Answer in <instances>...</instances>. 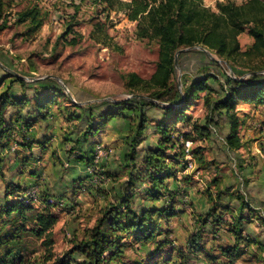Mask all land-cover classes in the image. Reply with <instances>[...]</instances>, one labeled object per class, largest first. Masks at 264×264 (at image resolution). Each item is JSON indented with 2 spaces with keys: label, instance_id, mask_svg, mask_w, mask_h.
Segmentation results:
<instances>
[{
  "label": "rangeland",
  "instance_id": "rangeland-1",
  "mask_svg": "<svg viewBox=\"0 0 264 264\" xmlns=\"http://www.w3.org/2000/svg\"><path fill=\"white\" fill-rule=\"evenodd\" d=\"M8 1L6 13L9 14V25L0 31V79H5L8 73L23 77L29 85L25 94L31 100H34L38 93H46L50 88L57 87L63 88L68 98L62 93L57 95L55 104L47 109L49 118L46 121L41 120L33 129V137L50 142L47 150L43 152L36 146L32 151L23 150L24 147L23 151H19L20 156L29 157L33 154L34 160H39L33 161L27 171H23L17 160V142L21 140L20 137L14 136L12 149L0 153V162L1 158L4 160L0 170V230L14 231L13 227L18 222L12 220L8 226H3L8 219L2 217L1 210L6 201L5 193L11 192L7 188L10 183V188L18 186L22 189L19 196L21 199H34L36 203H40L39 197L45 195L58 202L60 210L56 209L55 212L58 213L59 219L51 231L53 243L48 245V241H45L48 240L47 237L39 239L32 235L28 230L37 226L34 220H29L26 225L29 229L25 230L24 239L19 245L21 256L14 257L16 249L13 245H10V248L8 245H1L0 257L11 249L13 255H10L9 260L12 259V264H49L57 258H66L75 245L76 238H84L87 230L93 228L101 218L104 208L116 202L119 188L128 178L124 165L125 156L130 152L128 142L137 130V114L140 108L134 111L125 109L123 112L127 117L112 118L95 138V143L90 146L81 143V147L77 148L79 151L90 152L93 148L94 164L81 162L72 156L75 142L66 141L64 135L75 140L77 134L71 133L77 121L73 119L68 122L63 112L70 116L72 112H79L74 104H90L93 106V117L98 118L109 110H118V105L123 102L135 100L137 97L128 87V76L134 73L143 79H150L157 69L159 46L156 41L140 36L138 21L130 20L126 11L110 10L100 0ZM227 1L241 4L246 0H203V3L218 12L217 2ZM35 7L41 11L40 18L43 22L33 33L27 34L28 23H18L17 14L26 8ZM68 28H73L76 34L66 36ZM73 38H76L77 44L69 43ZM238 39L243 52L254 42L248 30L241 33ZM208 52L210 51L202 46L182 49L178 55L179 63L173 82L182 91L183 84L190 85L194 78L215 75L218 81H209L215 90L208 95L210 104L213 105L214 101L221 98V91L226 87L228 77L248 80L252 73L239 62L231 66L218 55L210 52V56ZM215 61L217 64H214ZM205 65L210 69L201 70ZM259 74L264 75V70ZM12 93L23 94L18 83ZM139 94L148 96L147 93ZM205 94L206 92H200V98L192 102L187 114L191 116L192 123L206 125L211 122L210 137H196L193 143L186 142V132L193 131V127L184 126L182 123H176V126L172 127V139L175 141L173 145L176 146L171 145L168 154H180L183 143L188 153L186 159L179 161L183 163H177L180 167H177L176 179L170 181L172 186L179 183L180 190L188 192V195L178 198L181 202L179 208L185 209V214L174 217L168 225H164L165 229L171 230L168 240L173 242L174 247L183 245L186 237L190 236L192 217L189 213L193 210L191 207L195 211L201 210L203 199L198 198V194L204 193L207 197L205 190L213 177L218 176L223 182L226 179L228 185H237L241 192L247 194L245 176L242 174L238 178L234 177H237V173H242L239 170L241 160L245 159L246 163L253 159L252 154H258L257 147L264 141V128L260 129L264 122V106L255 107L253 104L241 102L237 106L238 113H253V116L244 122L242 133L249 143L238 155L230 151L225 143L230 130L229 121L211 112V107L203 100ZM152 101L156 106L148 104ZM140 105L149 116L148 127L144 133L145 141L139 146V158H142L145 148L157 146L159 136L155 134L156 124L162 119L163 112L160 107L172 105L152 98H148L147 102L144 100ZM33 106L26 110H32ZM26 110L23 113L27 112ZM210 116L214 121L210 120ZM84 117H89L88 111H84ZM187 144H190L189 148ZM98 146H101V151L96 152ZM260 147L258 149L264 155V149ZM262 147L264 148V145ZM195 148H204L210 167H201L194 160L190 150ZM96 154L99 157L98 164L95 161ZM186 176L191 178L188 187L180 181ZM124 188L125 186H122V189ZM141 188H144L143 185L137 186L138 191ZM164 202L160 200L158 206H162ZM137 205L147 207L150 202L143 200L139 194ZM38 207L42 208L40 204ZM182 247L185 248L184 245ZM153 248L154 246L145 247L129 240L123 259L131 264L136 261L143 262L146 258H153ZM171 249L172 246H165L164 251L168 253ZM49 254L53 257L46 261ZM172 258L179 260L180 256L173 254ZM5 264H8V261ZM190 264L202 263L193 260Z\"/></svg>",
  "mask_w": 264,
  "mask_h": 264
},
{
  "label": "trees",
  "instance_id": "trees-1",
  "mask_svg": "<svg viewBox=\"0 0 264 264\" xmlns=\"http://www.w3.org/2000/svg\"><path fill=\"white\" fill-rule=\"evenodd\" d=\"M7 1L0 0V31L9 25V14L6 13ZM100 1L105 3L108 9L124 10L130 20L138 21L140 36L158 43L159 61L150 79H143L134 73L128 76V87L137 98L131 100L132 102L119 104L118 110H109L100 114L98 118H94L92 105L74 104L73 106L78 108L79 112H72L70 116L63 112L68 122L73 119L77 121L71 133V135L77 134L75 140L64 135L66 141L75 142L72 156L81 162L94 164L93 148L90 152L79 151L77 148L81 147V143L90 146L112 118L127 117L123 112L125 109L134 111L140 108L137 114L139 119L137 130L128 142L130 152L125 156L124 165L128 178L119 188L116 202L104 208L101 218L97 220L93 228L87 230L84 238L81 240L76 238L77 241L67 253L66 258H57L49 264H131L123 259L129 240L145 247L154 246L151 249L153 258H146L143 262L136 261L133 264H188L189 249L193 252L204 251L207 260L211 264H217L218 256L203 248L201 241L204 233L202 230L191 234L189 246L183 248L172 245L173 242L168 240L171 230L164 228V225H168L175 216L181 215L184 211L179 209L181 204L178 200L179 196L188 195L186 191L180 190L179 183L176 188H172L170 182L177 177V167L179 168V165L183 163L179 161L186 159L188 155L184 143L180 154L176 153L173 156L168 154V150L175 142L172 139L174 134L172 127L176 123L193 127V131L186 132L184 140L186 142L193 143L196 137H210L211 122H207L206 125L192 123L191 116L187 114L192 102L200 98V92H206L203 100L211 107V112L229 121L230 130L225 140L228 149L236 151L243 147L240 134L244 121L238 115L237 106L241 102L253 104L255 107L264 106V75L259 74L264 70V0H246L241 4L233 1L217 2L218 12L206 7L203 0ZM17 15L18 23H28L27 34L33 33L42 25L41 11L37 7L26 8ZM246 30L253 37L254 42L247 51L243 52L238 37ZM65 33L66 36L71 33L76 34L73 28H68ZM69 43L74 45L78 42L76 38H73ZM196 46L204 47L231 66L236 62L241 63L249 68L252 76L248 80L228 77L227 85L221 91V98L214 101L213 105L210 104L211 99L208 97L209 92L215 90L209 81H218L213 74L194 78L190 85L183 84L182 91H180L173 82L176 56L182 49ZM214 64H217V61ZM207 69L210 68L205 65L201 70ZM17 83L23 90L22 95L12 93ZM28 88L29 85L20 75L8 73L5 79H0V153L12 149L14 136L20 137L21 140L17 142V160L23 171H27L33 161L38 162L39 160H34L33 154L29 157L20 156L19 151H32L36 146L40 147L43 152L47 150L50 142L33 137V129L41 120L46 121L49 118L47 109L55 104L57 95L62 93L67 96L63 88L57 87L50 88L46 93H38L34 100H31L25 94ZM139 92L147 93L148 96L139 94ZM148 98L160 100L172 106L160 107L163 112L162 119L156 124L155 134L159 136L157 146H148L142 158H139V146L145 141L144 133L148 127L149 117L141 109L140 104H143L144 100L147 102ZM148 104L156 106L153 101ZM30 106H33V109L26 110ZM25 110L27 112L23 113ZM84 111H88L89 114L86 119ZM210 120L214 121L212 116ZM190 152L199 166L210 167L204 154V148H195ZM3 163L4 160L1 158L0 170H2ZM177 163H179L178 166ZM239 170H242L241 166ZM181 179L180 181L186 187L191 184L190 177L186 176ZM208 183L205 191L212 206L210 212L201 217L199 222L201 229L212 224L217 230L223 225V215L226 213V210L218 213V202L225 192H230L233 188L223 189V181L218 176L213 177ZM139 185H143L144 188L138 191L137 186ZM10 186L9 183L7 188L11 192L5 193L6 201L1 210L2 217L5 216L8 219L3 226H8L12 220L18 222L13 227L14 231L12 229L3 232L0 230V250L1 245H8L9 248L13 245L16 249L14 257L21 256L22 250L19 245L24 239L25 230L29 229L26 226L29 220H34L37 227L28 231L39 239L47 237L48 240L45 241L51 245L53 243L51 231L59 219L58 213L55 212L60 206L58 202L54 199L55 203H50L51 199L45 195L39 197L40 203H36L34 199H21L19 196H21L22 189L18 186L10 188ZM122 186L125 188L122 189ZM139 194L143 200L150 202L149 206L137 205ZM236 194L242 214L234 217L227 225L228 231L235 236L236 243L233 246L221 245L219 248L220 254L228 260L226 264H235L241 256L247 253L246 248L241 244L246 241L243 233L246 217L243 215L245 210L255 211L246 194L239 190ZM9 198L10 201L7 200ZM160 200L165 201L162 206H158ZM38 204L42 208L38 207ZM247 245L250 246L251 242L248 241ZM165 246H172V249L165 253ZM258 248L263 252L264 244L259 243ZM173 254L179 255V260H173ZM10 255H13V250L8 249L7 254L0 257V264H5L6 261L12 264V259L9 260ZM52 257V254H49L46 261L51 260Z\"/></svg>",
  "mask_w": 264,
  "mask_h": 264
},
{
  "label": "crops",
  "instance_id": "crops-1",
  "mask_svg": "<svg viewBox=\"0 0 264 264\" xmlns=\"http://www.w3.org/2000/svg\"><path fill=\"white\" fill-rule=\"evenodd\" d=\"M238 115L242 117L241 119L245 122L251 116H253V113L249 114L248 112H244V113L242 112V114L238 113ZM262 125L264 126V122H262L261 126ZM263 126L260 129H263L264 128ZM243 131L244 130H242L240 134L243 147H241L239 150L232 151L237 155L239 151L243 148H246L247 144L249 143V140L244 139V136L242 135ZM257 140L258 139H256V141ZM262 145H264V141L260 142V144L257 147V150L259 151L258 154L255 153L252 154L254 155L252 156L253 159L248 160L246 163H244L245 159L241 160L243 164L240 165L242 167L241 170L242 173L239 174L237 173V177H234V178H238V176L242 174L245 176V182L247 185L246 188L247 194L245 192L242 193L248 196L247 197L248 201L255 209L254 212H251L249 210L244 211L243 216L246 217V222L244 224L243 233L244 236L246 237L245 238L246 241L242 242L241 244L242 247L246 248L247 253L241 256L235 264H264V251L262 252L258 248L259 243L264 244V155L258 149L260 146H261L260 148L264 149ZM227 181L228 180L224 179L223 189L231 188V187L233 189H231L230 192H225L221 200L218 202V208H217L218 213L220 214L222 210L224 211L226 210V213L223 215L224 223L223 225L220 226L219 229L217 230L214 229L212 224H208L206 227L201 229V224L199 222V219L205 216L208 212H210L212 206L211 203H209L208 197H205L204 193L198 194V198L202 197L203 199L201 210L195 211L194 208L191 207V209L193 210L189 213V216L192 217V226L189 227L191 230L190 233L194 234L198 230H202V232L204 233L203 240L201 241V243L204 245L203 248L208 252H212L213 254L218 256L217 264L228 263V260L220 254L219 248L221 245L233 246L236 243V238L232 233L228 231L227 225L230 222H232V219L234 217H238L242 214V212L239 209L240 204L236 194L237 190H239L240 192L241 190L237 188V185H228ZM173 186L172 188H175L177 185L174 187ZM194 205L196 206V204ZM179 209L184 210L183 213L181 214L184 215L186 210L183 208H179ZM248 241L251 242L250 246L247 245ZM183 245L185 248L189 246V236L186 237V240ZM183 245L181 244L179 247H182ZM188 251H189L188 253L189 264L193 260H198L202 264H211L207 260L204 251L193 252L191 251V249H189Z\"/></svg>",
  "mask_w": 264,
  "mask_h": 264
},
{
  "label": "built area",
  "instance_id": "built-area-1",
  "mask_svg": "<svg viewBox=\"0 0 264 264\" xmlns=\"http://www.w3.org/2000/svg\"><path fill=\"white\" fill-rule=\"evenodd\" d=\"M187 145H188L187 147L189 148V147H190V146H189L190 144H187ZM188 148H187V152H188ZM95 150H96V152H97V151H101V146H98L97 149H95ZM188 157H189V156H188ZM95 161H96L97 164L99 163V157H98L97 154H96ZM35 193H36V192H35ZM35 193H34L33 195H35ZM50 203H55V202H54V200L51 199V200H50Z\"/></svg>",
  "mask_w": 264,
  "mask_h": 264
},
{
  "label": "water",
  "instance_id": "water-1",
  "mask_svg": "<svg viewBox=\"0 0 264 264\" xmlns=\"http://www.w3.org/2000/svg\"><path fill=\"white\" fill-rule=\"evenodd\" d=\"M181 51H182V50H181ZM181 51H180V52H181ZM180 52H178V54H177V56H176V59H175V64H176V66H177L178 63H179L178 55H179ZM208 54L211 56V53H210V52H208Z\"/></svg>",
  "mask_w": 264,
  "mask_h": 264
}]
</instances>
